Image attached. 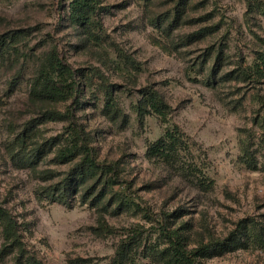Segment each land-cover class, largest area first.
<instances>
[{
	"label": "rangeland",
	"instance_id": "374dc122",
	"mask_svg": "<svg viewBox=\"0 0 264 264\" xmlns=\"http://www.w3.org/2000/svg\"><path fill=\"white\" fill-rule=\"evenodd\" d=\"M70 1L0 0V207L21 243V252L1 255L0 223V264H111L132 238V263L154 264L149 250L165 246L162 214L188 249L241 235L199 264H264V80L238 74L264 55V0H101L90 38L70 23ZM53 45L80 81L76 120L97 160L116 163L126 186L81 174L58 198L78 156L59 161L67 123L38 117L70 102L30 95ZM105 88L117 104L108 115ZM151 91L170 108L166 118L135 113ZM31 119L30 142L41 148L29 157L33 167H21L10 149ZM169 136L177 139L171 157L147 158L148 147ZM246 146L256 169L243 162Z\"/></svg>",
	"mask_w": 264,
	"mask_h": 264
},
{
	"label": "trees",
	"instance_id": "16d2710c",
	"mask_svg": "<svg viewBox=\"0 0 264 264\" xmlns=\"http://www.w3.org/2000/svg\"><path fill=\"white\" fill-rule=\"evenodd\" d=\"M101 0H71L68 6L69 21L71 24L79 27L88 38H90V24L96 11L99 9ZM264 14V9H262ZM55 75V78L51 76ZM241 76L253 78L256 83L264 80V55H260L253 65L246 67L245 70L238 72ZM82 89L76 71H74L64 60V55L58 48L53 45L44 59L43 65L38 74L32 80L30 95L39 102H70L66 106L64 112L54 108L45 107L39 111V119L52 122H66V131L70 133V142L63 148L59 149L56 157L59 161L68 162L78 156V160L71 166L68 172V177L65 179L62 188L58 191L60 199L65 200L66 194L69 191L70 182H75V177L81 174H102L107 176L106 183L109 186L124 185L125 180L122 179L117 172L116 163L106 164L100 162L96 158L95 149L91 146L89 135L84 126L76 120L74 116V107L77 103L78 96ZM117 106L113 91L109 88L104 89V106L103 114L108 115ZM170 108L164 102L162 97L155 91L148 92L140 100H138L135 113L139 118L145 115L155 114L160 118H166ZM37 119L27 121L20 132L15 136L12 148L10 149L13 162L21 167H33V163L29 161V157L38 152L41 145L30 142L32 131L29 128L31 123H35ZM166 140H157L152 143L147 151V158L168 159L171 157L169 143L173 147L177 139L169 136ZM30 142V143H29ZM168 142V143H167ZM14 149L16 151H14ZM243 162L249 169H256L253 154L248 146L243 150ZM262 170L264 171V163ZM129 189V188H126ZM52 188H45L46 194L50 193ZM58 190V189H57ZM94 191H92L93 194ZM131 194V193H130ZM139 209V208H138ZM146 210V209H145ZM143 216L148 220V211H143ZM170 215L162 214V226L160 227L159 235L165 246L156 249H150V255L154 264H199L198 259L211 255H222L224 251L229 250L232 245L241 242V235H233L235 238H229L222 241H211L207 244H201L194 249L187 248V241L179 229H169L167 226L168 217ZM0 223L2 226V234L5 240L1 249V255L10 251L13 247L21 252L20 238L17 233L16 223L11 218L9 213L0 207ZM238 226L242 228L240 225ZM101 231L110 230L105 225H100ZM104 231V232H105ZM262 240H264V228L259 229ZM122 241L117 247L111 264H133L130 256L133 250H136L135 239ZM134 247V248H133ZM133 248V249H132Z\"/></svg>",
	"mask_w": 264,
	"mask_h": 264
}]
</instances>
